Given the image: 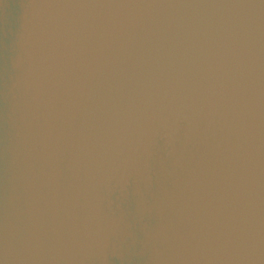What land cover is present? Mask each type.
<instances>
[{
    "label": "water",
    "instance_id": "95a60500",
    "mask_svg": "<svg viewBox=\"0 0 264 264\" xmlns=\"http://www.w3.org/2000/svg\"><path fill=\"white\" fill-rule=\"evenodd\" d=\"M0 264H264V0H0Z\"/></svg>",
    "mask_w": 264,
    "mask_h": 264
}]
</instances>
